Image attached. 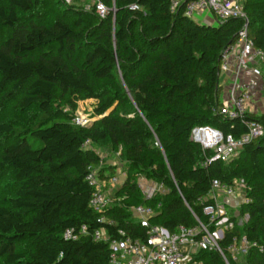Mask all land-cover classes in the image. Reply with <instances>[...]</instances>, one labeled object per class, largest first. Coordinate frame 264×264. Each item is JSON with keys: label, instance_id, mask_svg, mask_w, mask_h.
<instances>
[{"label": "trees", "instance_id": "trees-1", "mask_svg": "<svg viewBox=\"0 0 264 264\" xmlns=\"http://www.w3.org/2000/svg\"><path fill=\"white\" fill-rule=\"evenodd\" d=\"M5 1L0 4V94L8 91L9 99L18 97L21 111L35 109L42 118L20 130L0 123V176L9 179L0 190L2 264H110L109 245L94 241V231L111 239L122 230L143 240L146 231L130 211L138 205L154 208L151 223L170 233L195 223L187 206L206 223L205 203L198 199L207 196L213 180L228 185L242 180L250 199L222 246L232 235L245 234L264 248V134L232 161L206 166L212 153L204 154L191 140L199 126L235 138L246 132V120L264 126V115L240 120L217 111L221 57L236 42L240 20L200 24L185 16L183 5L172 12L170 0H99L109 9L103 18L57 2L64 16L74 18L70 24L62 17L50 22L41 12L48 0ZM239 1L248 16L249 38L264 51V0ZM261 79L264 90V66ZM96 82L106 83L107 90L95 92ZM83 96L100 102L95 110L100 118L87 128L72 123ZM87 140L92 150L81 148ZM103 144L125 162L122 184L113 192L119 200L103 213L105 222L89 207L91 189L85 182L87 167L99 160L94 147ZM104 171L117 173L106 165ZM141 178L163 185L151 201L138 189ZM244 215L248 219L239 224ZM71 229L77 240L64 238ZM194 258L224 264L215 251L200 250ZM245 260L264 264V250L251 251Z\"/></svg>", "mask_w": 264, "mask_h": 264}, {"label": "built area", "instance_id": "built-area-1", "mask_svg": "<svg viewBox=\"0 0 264 264\" xmlns=\"http://www.w3.org/2000/svg\"><path fill=\"white\" fill-rule=\"evenodd\" d=\"M64 1L69 3L71 0ZM170 3L172 12L183 5L184 14L189 18L209 12L216 25L230 19H238L242 22L236 42L227 48L221 57L220 73L228 74V87L217 111L224 118L240 120L250 115H264V112L260 114L252 106L251 93L240 84L239 75L242 70H249L253 76L261 78L264 66V51L256 48L249 38V20L241 2L239 0H170ZM93 6L95 13L103 18L106 12L104 5L99 0H95ZM132 9L136 7L133 6ZM72 123L81 128L90 126V120L80 114L73 117ZM245 126L246 132L239 138L230 134L225 135L209 126L193 128L191 140L200 146L204 154L212 153L211 156L206 157L203 166L211 162L232 161L244 145L264 134V126L260 122L246 120ZM81 148L93 149L89 140L85 141ZM104 168V160L99 157L97 164L88 166L85 174V182L91 189L89 207L101 215L99 218L101 222H105L103 213L119 200L114 197L113 192L123 181L118 171L114 175H108ZM137 186L144 201H151L163 190L162 184L142 178ZM242 188V180H235L229 185L213 180L207 196L198 199L200 203H205L202 212L207 218L206 223L201 222L186 204L195 223L192 226L179 225L170 233L162 226L151 223V218L156 215L154 208L138 205L132 207L130 211L134 221L146 231L143 240L132 239L122 230H118L119 237L111 239L103 230H96L92 238L94 241L108 243L111 251L110 264H202L194 258L196 252L200 250L217 252L224 264H248L245 257L251 251L264 250L256 240L248 239L245 234L232 235L224 246L221 244L225 240L226 233L234 230L236 226L234 219L240 218L238 212L240 207L250 202L246 195L241 194ZM219 196H223L222 199ZM156 208H160V204H157ZM247 219V215L242 216L239 224ZM79 232L86 233V226H82ZM63 236L67 240L78 239L74 229L66 230Z\"/></svg>", "mask_w": 264, "mask_h": 264}, {"label": "rangeland", "instance_id": "rangeland-1", "mask_svg": "<svg viewBox=\"0 0 264 264\" xmlns=\"http://www.w3.org/2000/svg\"><path fill=\"white\" fill-rule=\"evenodd\" d=\"M94 1L95 0H71L69 3H66L64 0H48L43 3L41 12L44 13L46 16H48L50 22L55 18L62 17L71 24L74 18L73 17L69 18L68 16H64V14L60 12V9H58L59 4H57V2L60 3L61 5L64 4V6H73L76 10H81L85 12V14H89V13L94 14L95 13V11H93ZM0 4L6 5L7 3L5 0H0ZM104 7H105V11H106L105 15H106L109 9L106 6ZM111 9L114 11L113 6ZM192 19L196 21L195 16L192 17ZM87 20H89L88 15L85 17V21ZM223 80H224V74L220 73L219 83L220 82L222 83ZM106 88H107V84L104 82H96V84L94 85V91L98 93H101L102 90H107ZM255 89L257 91H260L261 95L264 94L262 89L258 88V86H256ZM17 99L18 97H15L14 99H9L8 91H6L3 94H0V123L11 122L16 129L20 130L23 129L27 124L37 123L42 118L41 114H39L35 109H31L29 112L21 111L18 108ZM253 103L254 105L257 106L258 112L262 114L264 109V105L262 104V101L259 99H255L253 100ZM61 104L65 112H70V107L66 105L64 101H61ZM99 104L100 102L97 99L83 96L80 98L79 101L76 102V108L73 111L74 116L80 114L82 116L87 117L90 120V126H91L92 124H94V122H96L100 118L99 116L95 115V110L99 106ZM117 104L118 103L115 102L113 108H115ZM94 149L96 153L99 155V157H101L104 160L106 166L113 167L114 170L119 172L120 177L124 178L125 162L119 157L118 152H111V150L105 144L99 147H94ZM8 180L9 179L7 175H3L2 177L0 176V190L8 182ZM246 190H248V187L246 183L243 182V188L241 190V194L245 195ZM222 197L223 196H219L220 199H222ZM240 197L241 196H239V198ZM0 264H2V261H0Z\"/></svg>", "mask_w": 264, "mask_h": 264}, {"label": "crops", "instance_id": "crops-1", "mask_svg": "<svg viewBox=\"0 0 264 264\" xmlns=\"http://www.w3.org/2000/svg\"><path fill=\"white\" fill-rule=\"evenodd\" d=\"M195 17H196L197 23L205 24V25H216V22L213 16L209 12H203L202 14H198ZM239 78H240L241 86L246 88L252 95V100H251L252 106L256 110H258L257 106L254 105L253 100L259 99L262 101V104L264 105V99H263L264 94L261 95L260 91H257L255 89V87L258 86V88H261L264 93L262 79L253 76L249 70H242L240 72ZM219 85L221 87L220 101H222L224 97L226 96V91L228 87V74H224V80L222 83L220 82ZM263 112H264V109H263Z\"/></svg>", "mask_w": 264, "mask_h": 264}]
</instances>
